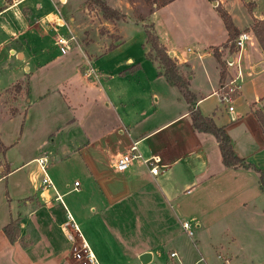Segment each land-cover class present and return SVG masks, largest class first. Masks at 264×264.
I'll return each mask as SVG.
<instances>
[{
	"label": "crops",
	"instance_id": "obj_1",
	"mask_svg": "<svg viewBox=\"0 0 264 264\" xmlns=\"http://www.w3.org/2000/svg\"><path fill=\"white\" fill-rule=\"evenodd\" d=\"M59 1L65 3L66 0ZM221 2L225 6V1ZM60 8L53 0H15L12 3L0 1V100L16 83L21 87L17 93V100L14 101L18 110L9 114L6 119H12L17 115H22L23 120L26 118L31 105L29 96L33 89L43 93L35 102H40L51 92H58L59 98L62 99L61 105L67 106L64 108L69 114V104L73 100L68 94L75 85L84 84L89 90L97 88V95L104 98L107 108H110V103L117 102L118 95L117 93L114 95L115 88L111 83L114 76L99 74L94 66V62L97 61L94 57L98 54L104 56L108 52L114 54L126 46L124 43L129 38L125 39L127 34H124V26L131 19L117 24L108 20L112 24L109 29H115L114 41L95 34L89 41L84 40L83 45L77 43L71 51L42 61L37 52H46L50 44L56 46L55 37L60 29H68L69 33L74 31L72 24L59 25V13L65 21L67 18L64 15L68 16ZM252 16L263 18L264 12L257 10V6L253 8L243 28H239L231 15L239 33L247 31L249 39L253 33L247 30V27L253 21ZM148 17L154 25L159 41L169 54L171 52L170 55L177 59L181 68L189 71L181 72L188 76L189 88L196 96V106L200 112L212 117L217 125L225 128L235 154L260 170L264 168V132L253 113L254 109L264 105V95L261 97L256 95L258 99L253 103L258 102L257 107L250 103L246 112H235L233 107L232 118L229 122H224L225 124L219 122L214 112L210 113V110L202 105L205 100L217 96L215 92L220 86V63L213 55L212 47L220 49L228 39V32L213 4L209 0H173L155 8ZM68 20L74 22L75 17L69 16ZM131 21L135 28V34H131V45L135 44L136 51L131 52V57H128L126 62L138 61L136 67L137 65L140 69L143 67L145 71L146 61L150 60L145 56L144 49L141 50L147 46L146 35L144 29L141 31L137 27V24L143 26L144 20ZM197 25L207 30L214 26L215 31H219L218 40L212 41V37L215 36L212 34L202 37L197 31ZM182 29L187 33H183ZM183 35H187L196 43L198 49L196 54L188 46L185 48L186 51L183 46L180 48L179 40L182 41ZM256 40L254 46L259 53L257 62L263 65L254 67V71L257 72L264 68V51L257 37ZM111 44L113 47L109 48ZM76 49L80 55L73 56L72 52ZM247 52L248 48L244 47L240 55L243 56ZM62 55L68 61L66 65L68 68L54 67V70L50 71L49 66ZM221 59L228 74L226 59L223 56ZM153 62L155 75L148 86L150 91L142 93L144 101L148 104L147 108L150 109L145 110L149 111L147 118L150 117L143 123L146 131L136 130V133L131 135V128L141 123L145 115L142 112L143 116L134 123L131 114L126 113L124 123L117 129L120 132L119 137L123 135L127 141L120 151L113 152L111 143L105 139V136L113 134L114 127L97 138L93 137L90 130H84L86 143L79 152L69 148L54 151V154L51 152L53 157L47 155L53 168L57 165L65 167L63 158L70 152L69 159H72L73 164L82 172V179L77 187L61 192L55 185V190L43 189L41 178L34 181L30 177L28 180L32 185V195L19 197L12 209L10 205L9 213L5 208L0 215L1 257L11 251L13 257L18 256L21 264H64L66 253L59 252V249L62 244L72 245V240L63 229L65 217L67 218L69 214L73 222L75 215L82 216L80 221L82 232L75 223L81 237L100 264H142L139 256L144 252L151 254L150 261L146 263L149 264L155 255L152 248L153 238L162 236L167 230L174 231V228L185 232L193 247L190 253L182 247L181 242L176 245L175 240L178 236L172 239L166 234V243L173 242V247L168 250L170 263L219 264L217 259H220L222 264H264V261L258 258L256 261L260 260L259 263L249 259L246 254L251 246L245 240L242 242L240 240L258 234L264 225V188L260 185L259 172L251 168H231L223 164L215 137L211 133L199 132L193 128L188 104L179 94L181 99H177V88L163 75L157 74L158 64L156 61ZM89 65L94 68L97 75L95 79L85 76ZM198 68L202 70L206 85L202 82L195 83V71ZM88 92L84 91L82 96L85 97L86 103L89 99L95 100ZM24 95L27 97L25 104L22 101ZM152 98L155 107L151 105ZM160 114L164 116L162 122L152 127L146 126V122L152 123ZM76 120L72 122L82 123V120ZM63 123L59 120L53 124L51 126V129L55 128L53 133L61 129ZM161 131H164V134L160 133ZM102 137L104 143L99 144L98 141ZM133 141H138L137 145L143 156L158 154L161 157L157 175H152L140 161L135 162L124 172L114 170L112 164L116 155L123 152ZM121 143L123 142L119 140L116 142ZM142 143L143 146L140 148ZM44 144L47 142L38 145V148ZM62 146L66 147V143H62ZM6 148L7 145L0 134V152L3 156ZM38 157L28 158L23 164L12 169L10 161L5 158L4 162H0L3 177L6 178L12 171L31 163L36 165L34 171L42 174L36 163ZM62 169L67 170L66 167ZM50 179L52 181V178ZM71 191L81 192L83 196L79 204L80 210L74 213L70 208L73 209L77 203L64 199ZM63 210L66 215L62 214ZM17 217L19 233L17 239L11 242L6 237L3 227ZM183 222L189 224V232L182 227ZM152 223H156L155 228L152 227ZM104 228L107 229V233L104 232ZM195 233L198 235L196 242L193 241ZM139 237H147L146 242H139ZM41 241L44 246L40 245ZM35 246H41L37 249L40 251L39 255L33 254ZM192 250H196L197 254ZM171 252H175L176 256L171 257ZM115 255L118 256L117 260L113 258Z\"/></svg>",
	"mask_w": 264,
	"mask_h": 264
},
{
	"label": "rangeland",
	"instance_id": "obj_2",
	"mask_svg": "<svg viewBox=\"0 0 264 264\" xmlns=\"http://www.w3.org/2000/svg\"><path fill=\"white\" fill-rule=\"evenodd\" d=\"M53 1L59 6V8L61 7L60 9L61 11H63V13H66L68 15H64V17L67 18V22L65 21L66 25L72 24L74 28L73 35L76 36L78 44L82 43L81 45H83L84 40L89 41L91 38L95 37V34H98L103 38H108L109 41L115 40V29H109L112 24L103 17L99 6L93 0H66L65 3H61L59 0ZM103 1L106 3V5L115 9L118 14L121 15L119 19H112V22H115L116 24L119 22H127L129 19L135 22H141L142 20L138 19L139 15L143 17L144 23H149L150 18L148 16L155 9V7L151 6L149 3H146L145 0H135L133 4L129 3L127 0ZM224 1V7L228 9L235 22L238 24L239 28H243L244 26H246V23L250 18L251 10L256 6L257 10H263L264 12V0ZM56 10L57 9L55 7V11ZM69 16L75 17L74 22H69ZM131 20H129L128 23H126V25L124 26V34H127L125 39L129 38L124 43V45L126 46L121 48V50L114 52V54L108 52L104 56H99L100 54H98V56L94 57L95 60L97 59V61L94 60V66L97 68L99 74L102 73L104 74V76H114L113 80H111V83L115 88V91H113L114 95L116 93L118 95L117 102L113 103L114 105L110 103V108H107L105 107L104 98L97 95V88H91V90H89V88H86L84 84H82V86H80L79 84V86H73L71 91H69L68 96H70V98L73 100L72 103L69 104V114V112L64 108L65 105H61L62 99L59 98L60 95L58 94V92H51L50 94H47L40 102H35L39 98V95H42L43 93L42 91L33 89V91L30 92L29 100L31 105L27 110V115L24 119L25 121L23 120L22 115H17L12 119H6L9 114H12L18 110L14 102L15 100H17L18 94L15 92L14 87L10 88L9 90H7V92L4 93L3 97H1L0 100V134L2 136L3 142L7 145L4 156L0 152V162H4L3 160L6 158L8 161H10V168L12 169L19 164H23L24 160H27L28 158H31L33 156L38 157L40 155H48L49 157H53L51 152L54 154V151L58 152L69 148H73L76 152H79L80 148L83 147L86 143V141H84V130H90L93 134V137L97 138V136L101 135L103 132L109 131L114 127L115 131L112 132L113 134L107 135V137L105 136V139H108L111 143V150L113 152H118L122 149L125 142H127L125 140V136L122 135L121 138L119 137L120 132L117 130L124 123L126 113L131 114L134 123L136 120H139V118L143 116V113L145 115L141 123L131 128V135L135 134L136 130L139 131L144 129L146 131V127L144 126L145 124L143 125V123H145L146 119V121H148L150 117L147 118L149 116V111L145 110L148 109V104H146V102L144 101L142 93L150 91L148 89V86L151 84V80L155 75V66L152 60V62L150 60H147L144 66V71L143 67L142 69L136 67L138 61L126 62L127 58L131 57V52L136 51L135 44L131 45V34H135L134 24H131L133 23ZM137 27L141 31L144 29L143 26L139 24H137ZM197 27L199 29H197V31L201 34L202 37L212 34L215 36L212 37L211 40H218L217 38H219V31H215L214 26L208 28V30L204 27H201L200 25H197ZM247 30L252 31L249 27H247ZM182 32L187 33L185 29H182ZM253 32L254 31H252V33ZM59 33L68 35L69 32L68 29L63 28L59 30ZM181 38L182 41L180 42L179 40L180 48L183 46L182 48L186 51L185 48L188 46L193 50V52L195 51L194 54H196V51H198L196 43L192 42V39L187 35H183ZM91 41H93V39ZM256 41L257 40L254 36V33L251 34L250 39L245 45V48H248V52L243 56L240 55V65L242 69L241 88L239 93L240 95L239 97H236L234 95L235 98L232 99L230 103L234 107L235 112L248 111L250 103L252 104L254 101H257L258 96L261 97L264 95V68H261L257 72L254 71V67L256 65L263 66L262 64H260L261 62H257V60L259 59V53L254 46L256 45ZM232 44L233 42H231V44L227 48H220L221 57L223 56V58L229 59L231 55L235 57L239 56L236 51L231 52L230 47L233 46ZM74 46H77V44H75ZM148 47L149 46L147 44V46H145V48L142 47L141 50L143 51L144 49L145 51ZM232 48H234V46ZM142 51L140 53L141 58ZM37 54L40 60L44 61L49 57L53 58L57 54H61V51L58 46H53L52 44H50L46 52H37ZM72 55L77 56L80 54L76 49L74 52H72ZM133 55L136 56L135 53H133ZM67 64L68 61H66L65 56L62 55L55 59L54 64H51L49 66V70H54V67L64 69ZM69 68L72 69L70 65ZM222 68L225 67L220 64L219 69L222 70ZM181 69V71L184 70L186 73H189L186 68ZM87 70L88 68L86 69V71ZM85 76L87 78L93 77L95 79V75ZM227 78L228 77L226 73L223 82H225ZM194 80L195 83L202 82L204 85H206V80L204 78V75L202 74L201 68H198L195 71ZM220 86L217 88L218 90ZM84 91H89V95L95 97L96 101L94 99H89V101L86 103L85 97H82L84 96ZM176 91V97L178 99L180 98L179 95L181 94L178 93V90ZM215 93L217 96H213L212 98L205 100L202 105L210 110V113L214 112V116L219 120V122H229L230 118H232L231 113L227 110L229 103L222 101L219 98L217 90ZM166 95H168V93ZM26 98V95H24L22 99L24 104L27 101ZM151 101L153 102L151 105L155 107L154 99L152 98ZM78 102L83 105H80ZM257 103L258 102L253 103V105H256L257 107ZM65 107L67 108V106ZM163 118L164 116L160 114L152 123L146 122V126L150 125L152 127L155 124L158 125V123L162 122ZM76 119L82 120V123L72 122V120L75 121ZM59 120H62L64 122L62 128L56 130V133H53L55 128L51 129V126ZM134 123H132V125ZM163 132L164 131H161L160 133ZM160 133L157 136H159ZM52 139L54 140V142H51ZM118 140L122 141L123 143L116 144ZM44 142H47V144L42 145L39 149L38 145L40 146V144H43ZM62 143H66V147L62 146ZM98 143L103 144L104 138L102 137L100 141H98ZM129 145L126 148H128ZM141 146H143V143L140 144V148ZM67 155L68 156L63 158V163L68 171L63 169L61 170V168L65 169V167H63L62 165H57L56 168H53L52 164H49V162L47 163L46 171L49 178H52L53 190H55V186L61 192L70 190L72 187H74L75 180L80 182L82 179V172H80L76 165L73 164L72 159H69V156L71 155L70 152H68ZM35 166V163L24 165L22 168L12 171L8 175V177L0 178V215L3 211H5V208L9 213L10 205L12 209V206L19 197L32 195V185L30 184V180L28 179L31 177L34 181H36V178H38V180L42 178V174L40 172L36 173V171H34ZM261 171L264 173V168H262ZM82 186L81 188H83ZM41 188H48L52 190V188L48 186L43 187L41 185ZM80 193L81 192L71 191L64 198L66 201L71 200L77 203V205L73 209L70 208L73 213L74 211L76 212L80 210L79 204L83 199V196ZM62 214L66 215V212L63 210ZM67 220L68 218L65 217V223ZM74 221L78 224L80 229V221H82V216L75 215ZM65 223L63 227L67 228L66 230L69 232L70 237H72L73 239L72 243L78 242L79 238L77 237L78 235L76 234L74 229L70 225L68 226V224ZM155 224L156 223H152V227L155 228ZM195 229L196 228L193 229L194 232ZM103 230L104 232H106L107 229L104 228ZM80 231L82 232V229H80ZM166 234L172 237V239L178 236L177 240H175L177 242L176 245L178 246V243L181 242L182 247L185 250L190 251L191 253V247H193V245L191 246L192 243L189 236L185 234V232H180L179 228H174V231L167 230L162 236H156L155 238H153L152 248L155 255L154 259L149 264H174L170 263L171 260L168 256V250L173 247V242L170 241L166 243ZM67 237L70 239L68 235ZM197 237L198 235H196L195 233V236H193V241L196 242ZM146 240L147 237H139V242L145 243ZM240 240L241 242L245 240V242L249 246H251V248H248L249 251L246 254L249 259L251 258L254 260V262L258 263L260 260L264 261V225L262 230L259 231L258 234H252L246 239ZM186 241L188 242V244ZM196 244H198V242ZM247 244L245 245L248 246ZM40 245L44 246L43 241L40 242ZM238 245H240V243H238ZM41 246H35L33 248V254L39 255L40 251L37 249ZM241 246L243 247V245ZM139 247L141 246H137V248ZM30 251L32 252V250ZM61 251H64V253H66L64 264H71V261H74L71 255L72 246H68V244H62L59 249V252ZM192 251L197 254L196 250ZM117 257L118 256L115 255L113 257L114 260H117ZM256 258L260 260L256 261ZM217 262L219 264H222L220 259H217ZM244 262H247V260H244ZM0 264H21V261L19 260L17 255L16 257H13V255H11V251H9V254H7L6 256H0Z\"/></svg>",
	"mask_w": 264,
	"mask_h": 264
},
{
	"label": "trees",
	"instance_id": "obj_3",
	"mask_svg": "<svg viewBox=\"0 0 264 264\" xmlns=\"http://www.w3.org/2000/svg\"><path fill=\"white\" fill-rule=\"evenodd\" d=\"M100 8L103 17L106 20L112 21V19H119L121 15L118 12L106 5L103 0H93ZM129 3H134L135 0H127ZM173 0H145L146 3H149L151 6L158 8L164 6ZM218 15L222 19L224 26L228 32L227 43L222 45L223 48L229 47L231 42H234V39L238 36L239 31L233 23L232 17L220 0H209ZM139 20H144L141 15L138 16ZM145 32V43L148 44V48L145 50V56L152 61H157L159 70L157 71L158 75H163L166 80L173 86L177 88L183 99L188 104V112L191 117L192 126L195 130L199 132L211 133L218 144L222 162L225 166L231 168H251L260 174V185L264 188V173L256 168L251 163H248L244 158L239 157L232 149V144L229 135L225 131L223 126L217 125L213 118L210 116L203 115L199 108L196 106V96L189 88L188 76L184 75L180 70V65L177 59L169 54V51L166 47L159 41L158 36L155 32L153 23H144L143 24ZM249 28L254 31V35L258 38L260 45L264 51V17L261 19L253 17V21L250 24ZM230 43V44H229ZM234 46V43L232 44ZM232 46V47H233ZM113 44L109 46L112 48ZM230 47L231 52L236 51V48ZM213 48V55L216 60L223 66L224 62L221 59L220 49L218 47ZM226 65V61H225ZM138 67V65H137ZM226 74V68H222L220 72V82L222 85L224 77ZM15 92L18 93L21 90L20 84L16 83L14 86ZM237 93L235 96H237ZM234 96V97H235ZM256 119L258 120L263 132H264V105L261 108H256L253 111ZM3 146V145H1ZM19 217L11 220L8 224L3 227V231L9 241L13 242L17 239L19 229Z\"/></svg>",
	"mask_w": 264,
	"mask_h": 264
},
{
	"label": "built area",
	"instance_id": "obj_4",
	"mask_svg": "<svg viewBox=\"0 0 264 264\" xmlns=\"http://www.w3.org/2000/svg\"><path fill=\"white\" fill-rule=\"evenodd\" d=\"M4 3H12L15 0H0ZM58 23L59 25H66L65 20L60 15L58 16ZM249 40V33L247 31H243L238 34V36L234 39V47L236 48V52L239 54L238 57L230 56L231 60L226 59V67L228 68V74H227V80L217 89V92L219 94V98L222 101H225L229 103L227 109L228 112L233 111V106L230 104L232 99L234 98V95L240 92L241 87V79H242V69H241V62H240V53L245 47V44ZM77 44L76 36L73 35V33H68V35L63 34H57L55 37V45L60 48L61 53H67L72 50L74 45ZM230 67L232 68L233 72L230 70ZM85 74L87 76L96 75L94 68L89 65L88 70L85 71ZM138 141H133L132 144L129 145L128 148H126L125 151L120 152L116 155L112 167L117 172H124L128 170L131 165H133L135 162H142L145 164V166L148 168L149 172L152 175H157L159 173V166L161 162V157L158 154H151L147 157L143 156L140 149L137 145ZM49 162V157L47 155L40 156L36 158V163L40 167L42 172V178H41V185L43 187L48 186L53 189V184L51 179L49 178L46 166ZM2 171L0 169V178H3ZM78 181L74 182V186L77 187ZM67 222L65 224L70 225L76 234L78 242L72 243V252L71 255L74 259V261H71V264H100L98 259L96 258L95 254L92 252L86 241L81 237L77 225L72 221L71 216L67 215ZM182 227L185 229V231L189 232V224L187 222L182 223ZM63 229L66 231L67 235L70 237L69 232L66 230L67 228L63 227ZM70 239L73 241L72 237ZM170 256H176L175 252H171Z\"/></svg>",
	"mask_w": 264,
	"mask_h": 264
},
{
	"label": "water",
	"instance_id": "obj_5",
	"mask_svg": "<svg viewBox=\"0 0 264 264\" xmlns=\"http://www.w3.org/2000/svg\"><path fill=\"white\" fill-rule=\"evenodd\" d=\"M170 54H172L170 52ZM229 60H231V57L229 58ZM151 259V254L149 252H144L139 256V260L141 261L142 264H146L147 262H149Z\"/></svg>",
	"mask_w": 264,
	"mask_h": 264
}]
</instances>
